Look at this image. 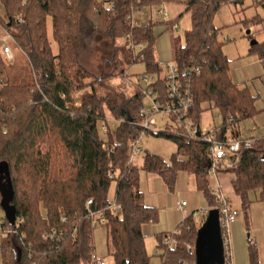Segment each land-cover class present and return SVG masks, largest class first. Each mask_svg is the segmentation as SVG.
I'll return each mask as SVG.
<instances>
[{
  "label": "trees",
  "instance_id": "obj_1",
  "mask_svg": "<svg viewBox=\"0 0 264 264\" xmlns=\"http://www.w3.org/2000/svg\"><path fill=\"white\" fill-rule=\"evenodd\" d=\"M170 1L0 0L4 11L0 22L13 34L17 42L13 47L22 53V58L14 57L10 63L17 71H0V168L6 169L0 173V206L7 192L8 207L16 219L12 226L5 216L0 226L5 233L0 264H96L93 216L100 212L107 218L111 264H150L143 226L156 222L158 213L143 202L140 171L158 175L170 186L178 170L193 173L208 208L217 207L208 182L211 158L206 142L165 132L177 146L171 164L146 153L143 166H136L131 146L141 135L133 123L139 120L145 97L138 89L129 94L111 82L126 75L121 66L141 61L127 48L130 35L134 43L146 45L142 62L147 74H156L155 88L165 90L155 50L158 23L134 26L132 15ZM184 2L192 29L183 45L174 41L172 60L190 82L192 116L199 122L203 105L209 103L221 114V128L232 125V137L239 138V123L259 113L256 96L231 79L230 62L214 24L222 7L238 0ZM48 18L57 54L48 39ZM161 24L173 28L177 20ZM97 39L105 46L101 57L92 45ZM121 40L126 44L120 46ZM86 89L77 106L73 95ZM108 115L120 125L116 140L104 141L97 123L105 122ZM223 170L233 174L231 184L245 212L252 194L264 204V139L239 153L236 168ZM113 182L114 200L122 207L120 217L109 209ZM203 222L198 226L192 214L178 225L176 236L158 234L161 264H195V254L187 246H193ZM166 239L176 241L174 249L168 248ZM248 256L249 264H260L257 246L251 241Z\"/></svg>",
  "mask_w": 264,
  "mask_h": 264
},
{
  "label": "rangeland",
  "instance_id": "obj_2",
  "mask_svg": "<svg viewBox=\"0 0 264 264\" xmlns=\"http://www.w3.org/2000/svg\"><path fill=\"white\" fill-rule=\"evenodd\" d=\"M158 10H163L169 16L170 21L177 20L178 29L175 30L166 24H161L165 19L157 14ZM0 14H4L1 2ZM150 21L158 23L155 50L156 58L163 69L165 62L173 59L174 41L184 44L186 33L192 29V16L190 12H186L184 0H173L151 8H144L141 11L136 10L132 15V24L135 25H146ZM214 24L220 30L219 40L223 42V52L230 62L231 79L236 83L246 85L251 93L256 96L255 106L259 113L255 117L244 119L239 123L240 136L238 140H262L264 139V9L252 0L226 4L216 15ZM47 33L53 53L57 54L58 48L53 40L50 18L47 21ZM252 41L256 43L255 47L251 45ZM92 45L97 49L99 56L101 55L100 51L105 50L104 44L99 39ZM119 45H123V42L119 43ZM13 52L15 57L22 58V53L14 47ZM3 61L0 63V71L3 70L4 72L5 70L10 73L14 70L17 71L18 67L11 69L10 62ZM121 68L126 69V75L124 77L119 75L111 82L115 86L120 85L129 94L139 84L140 75H146L150 78L152 75H156L147 74L146 65L142 61L132 63L129 67L124 64ZM3 72L0 74L3 75ZM140 85L145 87L142 82H140ZM85 93H88L87 89L82 93L73 95L77 105H81L80 100ZM148 105L149 102L146 101L145 106ZM218 116H221L218 109L211 107L209 103H205L199 118L200 129L206 132L211 130L215 124L221 126V121L216 119ZM156 121L157 126L154 131L141 135L138 141V148L142 150L143 155L146 153L154 154L162 158L166 163L171 164L172 158L177 151V146L173 140L166 138L163 133L165 128L172 129L175 124L168 115L163 113L156 115ZM167 122L169 123L166 124ZM119 125L120 123L117 120L108 115L105 122L99 121L97 123L99 137L104 141L110 138L116 140ZM143 155L138 156L134 160L136 166H143ZM221 169V172L216 177L210 175L208 182L212 190L217 188L218 185L221 195L239 213L237 224L231 227L234 261L238 256L243 261V264H247V259H249L248 242L251 241L257 246L259 263L264 264V204L255 199L252 194L250 197V208L245 212L241 200L235 194L231 184L234 178L233 174L223 172V168ZM139 189L146 206L154 207L158 213L155 231L153 229L145 231L144 237L147 253L151 256L150 263L156 264L159 262V258L156 255L158 252L156 234L172 235L184 218L193 213H195L193 216L194 221L199 226L200 222L206 219L207 214L202 215V213L209 209V204L203 193L197 188L195 175L183 170H178L174 184L171 186L167 185L158 175L140 171ZM115 192L116 183L113 182L108 195L110 202L115 199ZM182 202L186 203V207L181 211L178 209V204ZM6 214V210L0 206V226ZM235 226L237 227V234H234ZM103 228L98 227L95 230L96 251L99 256L105 255L106 260L104 262L106 264H111L112 258L106 253V234ZM1 239L2 236L0 235V263L2 255ZM193 246H195V243Z\"/></svg>",
  "mask_w": 264,
  "mask_h": 264
},
{
  "label": "built area",
  "instance_id": "obj_3",
  "mask_svg": "<svg viewBox=\"0 0 264 264\" xmlns=\"http://www.w3.org/2000/svg\"><path fill=\"white\" fill-rule=\"evenodd\" d=\"M252 1L257 5L262 6L264 9V0ZM157 14L163 16L165 21H170L169 16L165 14L163 10H158ZM13 19L18 21V23L22 22V19L19 16H15ZM132 25L135 26V24ZM173 28L177 30V24L174 25ZM126 39L127 48L133 52L134 58H139L142 61L144 59L143 51L147 49L146 45L134 43L130 35H127ZM16 43L17 42H15L13 34L0 22V52L3 60H6L10 63L13 61L15 57L13 46ZM123 44H126L125 40L123 41ZM194 71L197 72L198 69H195ZM140 76L141 77H139V81L144 83L145 87H142L139 82V84L135 86V89H138L142 92L143 96L145 97V102H149L148 106H144L141 109L139 113V120L133 123L140 129V135L154 131L157 126L156 115L163 113L168 115L171 121H173L175 124V127H172V129H169L168 127L165 128L166 133H184L188 141L199 140L208 144V151L211 158V176L216 177L218 170L221 168L233 169L238 166L239 153L242 150L249 149L253 145L254 140L250 139L239 141L238 138H233L232 135L234 133V128L232 125H230L226 130L221 128L219 124H215L211 130L206 132L201 130L199 122H195L192 116L194 99L191 93L190 82L186 80L181 74V69L176 62L169 60L164 65L162 77L164 79L165 90L163 92L155 88V85L158 81L156 75H152L151 78L146 75ZM79 105L80 104L77 106ZM216 119L220 120V117L218 116ZM230 121H232V119H230ZM168 123L169 122L166 124ZM138 141L139 140H136L131 146L132 161H134L138 156L143 155L142 150L138 148ZM219 188L220 187L217 185V188L213 189L211 193L215 202L217 203V207L215 209H218L219 211L224 264H234L231 227L236 223L239 213L235 211L230 205L229 201L221 195ZM91 203L92 201L89 200L87 205L89 206ZM110 203V211H112L115 216L120 217L122 213V207L117 204L115 200ZM179 206V209L182 211L186 207V203L182 202ZM209 210L210 209L203 212L202 215L208 214ZM194 215L195 213H193V216ZM93 217L95 228H105V225L107 224L105 212L97 213ZM178 233V230H176L172 236H176ZM0 235H5L1 229ZM52 237L53 235H51V238ZM164 243L169 249H174L176 246V241L174 239H166ZM187 250L189 252H194L195 246L189 245L187 246ZM157 254H159V250ZM94 259L96 264H106L97 256H94Z\"/></svg>",
  "mask_w": 264,
  "mask_h": 264
},
{
  "label": "water",
  "instance_id": "obj_4",
  "mask_svg": "<svg viewBox=\"0 0 264 264\" xmlns=\"http://www.w3.org/2000/svg\"><path fill=\"white\" fill-rule=\"evenodd\" d=\"M256 43L252 41L251 45ZM198 136V135H197ZM6 172L4 166L0 168V173ZM2 207L6 210V218L11 225H15V216L8 207V196L5 192ZM195 264H224L222 233L219 221L218 209H210L205 221L197 231L195 240Z\"/></svg>",
  "mask_w": 264,
  "mask_h": 264
},
{
  "label": "crops",
  "instance_id": "obj_5",
  "mask_svg": "<svg viewBox=\"0 0 264 264\" xmlns=\"http://www.w3.org/2000/svg\"><path fill=\"white\" fill-rule=\"evenodd\" d=\"M141 11V10H140ZM167 61V60H166ZM166 63V62H165ZM145 204V203H144ZM146 205V204H145ZM180 205V203L178 204V209H179V206ZM180 210V209H179ZM158 222V220L156 221V222H152V223H149V224H146V225H144L143 226V235H144V237H145V231H147V230H150V229H153V231H155V224ZM237 222V221H236ZM235 224H237V223H235ZM104 229V231H105V234H106V243H107V233H106V229L105 228H103ZM96 231H94V243H95V233ZM163 234V233H162ZM234 234H237V227L235 226L234 227ZM158 234H156V236H157ZM98 236H100V234H98ZM95 251H96V246H95ZM106 253L108 254V250H106ZM106 254V255H107ZM96 256L97 257H99L100 259H102L103 261H105L106 260V258H105V255H100L99 256V254L97 253V251H96ZM235 262H236V264H243V261H241L239 258H238V256H237V259L234 261V264H235ZM151 264V263H150ZM156 264H161V262H160V259H159V262L158 263H156ZM245 264V263H244ZM247 264H249V259H247Z\"/></svg>",
  "mask_w": 264,
  "mask_h": 264
}]
</instances>
